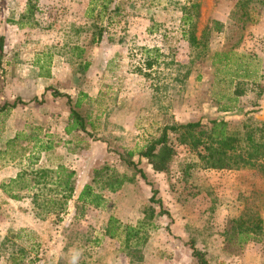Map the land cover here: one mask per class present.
<instances>
[{"label": "rangeland", "instance_id": "374dc122", "mask_svg": "<svg viewBox=\"0 0 264 264\" xmlns=\"http://www.w3.org/2000/svg\"><path fill=\"white\" fill-rule=\"evenodd\" d=\"M112 1L110 8L118 11L98 19L101 0L97 6L95 0H35L33 19L19 27L26 0H0L4 45L0 104L21 101L0 113V146L18 132L28 137L39 133L53 146L39 153L38 160L29 161L34 142L20 140L27 148L26 158L0 157V264H196L190 242L209 264H264V235L241 249H226L224 242L228 221L247 208L264 223V174L254 168L202 169L188 148L178 144V134L171 132L175 156L168 173L153 171L138 156L172 125L199 120L207 125L223 119L235 130L248 119L264 122V90L258 95L264 89V0ZM90 9H94L92 17ZM244 9L251 16L246 23ZM184 16L190 17L189 25L184 24ZM191 25L197 38L203 33L210 41L191 45L187 40ZM99 28L105 30L102 41L91 43L92 32ZM207 29L214 31L212 39ZM220 33L219 41L215 34ZM245 35L256 38V57L247 62L248 67L255 65L259 88L246 91L234 104L226 98L228 68L214 65L218 58L213 54L223 39L222 47L228 50L226 46ZM73 47L83 48L81 58L72 56ZM43 60L40 71L38 62L41 65ZM84 60L90 66L82 74L77 64ZM147 62H152L150 69ZM53 90L73 101L79 93L86 96L78 111L86 119L87 132L65 134L69 107L66 98L52 96ZM223 107L232 110L223 112ZM128 153L147 182L121 161ZM185 164L194 165L189 171L190 188L179 171ZM57 165L75 172V193L103 166L131 180L113 193L101 191L105 203L100 208L75 203L73 198L60 218L36 216L39 210L32 201L36 189L13 187L18 199L1 189L22 171L29 173L31 187L36 171ZM190 189L192 194L187 195ZM156 201L162 203L163 212ZM110 216L123 225L141 226L145 243L126 248L122 237H106Z\"/></svg>", "mask_w": 264, "mask_h": 264}, {"label": "trees", "instance_id": "16d2710c", "mask_svg": "<svg viewBox=\"0 0 264 264\" xmlns=\"http://www.w3.org/2000/svg\"><path fill=\"white\" fill-rule=\"evenodd\" d=\"M103 1L100 5V11L96 15L98 19L104 15H108L113 11H118L117 7L110 8L112 0H101ZM98 0H95L93 5L97 6ZM25 12L21 19L17 21L19 27L25 25L24 20L33 19V15L36 10L35 0H26ZM197 5L193 7L196 8ZM245 5L241 6L244 8ZM192 7V8H193ZM245 11V9H244ZM242 13L243 18L245 17L246 23L250 20V12L245 11ZM94 9H90L89 17L93 16ZM103 15V16H102ZM184 24L189 25L190 17L183 18ZM189 27L190 31L187 37L188 42L191 45L199 46L200 39L195 37L194 25ZM241 27H243L241 25ZM239 29V27H237ZM105 30L99 28L97 31L92 32L91 43H100L103 39ZM202 45H206L202 43ZM3 37H0V56L3 52ZM84 53L83 48L73 47L72 56L75 59L82 57ZM223 55V54H222ZM39 64V70L42 71L45 67V61ZM78 67L80 73L86 72L90 66V62L84 60L79 62ZM240 66V63L238 64ZM147 68L152 67V62L146 63ZM43 74L41 73V76ZM46 72L44 76H48ZM231 84V83H230ZM254 87H258L257 83H253ZM256 85V86H255ZM259 88V87H258ZM264 89H259V94L263 93ZM53 97H64L69 107V122L64 128L66 135L71 134L73 131L87 132L86 119L80 115L78 109L81 107L82 99L85 95L82 93L78 94V97L73 101L70 95L58 93L57 91L51 92ZM233 94L238 97L243 94V88L241 83L235 84ZM230 100V99H229ZM235 100V99H232ZM37 102V99L33 100ZM21 101L16 99L12 102H4L0 104V113L9 111L16 108ZM230 107H223L221 111H229ZM91 124V123H90ZM91 126V125H89ZM38 131V128H34L33 131ZM168 132L178 134V144L188 148V150L197 159L198 165L202 169L206 170H239L243 168H254L264 174V122L250 121L242 122L238 129H231L227 121L223 119H213L203 125L201 121L188 122L186 124L172 125L165 127L162 130L161 135L158 139L151 141L146 145L145 149L138 153L139 158L146 159L151 169L155 172L168 173L170 164L175 156V150L172 148L169 140ZM39 133L35 136H26L23 132H18L11 139H7L2 147L0 146V157L6 160H14L17 155L26 158L24 156L26 147L19 143L20 140L27 142L33 141L31 154L27 157V160H38L39 153L48 152L53 149L51 143L43 141L38 137ZM45 137H50L45 135ZM2 147V148H1ZM121 155H119L120 157ZM133 154L128 153L121 156V161L132 170L135 174L147 182V177L142 169L138 167V163H135L132 159ZM194 165L185 164L179 170L181 171L182 181L185 182V186H188V179L190 176L189 171ZM27 171L20 172L14 179H10L7 184H2L1 189L10 195L14 199H18L19 195L13 193V187L21 189H36L38 193L34 194L32 201L34 206L39 210L37 217L45 218L47 215H55L60 218L61 215L67 211L68 202L75 198V203H81L82 205H90L94 208H100L104 205L105 199L101 195V191H107L113 193L123 185L127 177L123 174L117 173L109 166H103L100 169L93 171L91 182L85 184L78 193H75V172L68 169L64 165H57L54 169L49 170H38L35 172L33 177V185H28ZM47 184L51 187L47 188ZM98 186V190L96 189ZM189 187V186H188ZM190 188V187H189ZM44 192L48 195L44 196ZM157 190L153 189V195L156 196ZM191 189L187 192V195H191ZM75 196V197H74ZM162 210V203L156 201ZM104 234L109 239L121 238L126 248H130V244L135 247L145 243L146 236L142 232L141 226H127L120 223L118 219L110 216L105 224ZM224 242L226 249H241L245 244L251 240L257 239L264 235V223L263 220L255 215L248 208L247 210L236 218L228 221V226L225 230ZM191 256L196 264H209L205 254L199 251L194 242L188 244Z\"/></svg>", "mask_w": 264, "mask_h": 264}, {"label": "crops", "instance_id": "0c3cea01", "mask_svg": "<svg viewBox=\"0 0 264 264\" xmlns=\"http://www.w3.org/2000/svg\"><path fill=\"white\" fill-rule=\"evenodd\" d=\"M240 28L242 30V27H240ZM251 30H253V28H251ZM207 31L209 32V35L212 39V36H213L212 34L214 33V31L212 29L211 30L207 29ZM221 35H222V33L215 34V36H217L219 41L221 40ZM206 36H207V34H206ZM195 37H196V35H195ZM247 38H249V39L246 40ZM197 39H200V40L204 39L206 41L208 39L207 43L210 41L208 36H207V39L204 38L203 33H201V36L198 37ZM223 40L225 41V39H223ZM224 41L221 42V45H220L221 48L220 49H215V53L213 54V57H215V59L216 58H218V59L213 61V64L214 65L215 64H222L225 69L228 68L227 74H226L227 76L224 77V82L229 84L227 86L229 87L230 90H229V93L226 95V98L230 99L231 102L236 104V102L238 103V97H240V96L236 97L233 94L235 84L237 82L241 83V86L243 88V95H244L246 93V91L248 93H252L255 89L253 83H257V73L258 72L255 68V65L252 64L251 67H248L250 65V63L247 62L248 59L256 57L255 54H257V52L254 50L255 46H256V45H254L256 38L254 39L251 37H246V35L243 37V39H242V37H239L235 43H233L230 46H226V47H228V50H224V48L222 47L225 45ZM236 54H238L237 59L235 61L234 60L230 61L231 56H234ZM220 55H222V56H220ZM239 63H240V66H238ZM248 93H247V95H248ZM232 99H235V100H232ZM231 110L232 109H230L229 111H231Z\"/></svg>", "mask_w": 264, "mask_h": 264}]
</instances>
